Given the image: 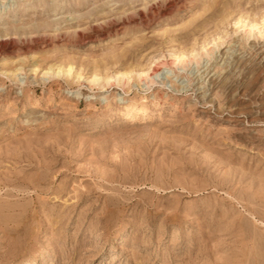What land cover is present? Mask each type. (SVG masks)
<instances>
[{
    "label": "rangeland",
    "instance_id": "374dc122",
    "mask_svg": "<svg viewBox=\"0 0 264 264\" xmlns=\"http://www.w3.org/2000/svg\"><path fill=\"white\" fill-rule=\"evenodd\" d=\"M263 25L264 0H0V264H264Z\"/></svg>",
    "mask_w": 264,
    "mask_h": 264
},
{
    "label": "bare ground",
    "instance_id": "6f19581e",
    "mask_svg": "<svg viewBox=\"0 0 264 264\" xmlns=\"http://www.w3.org/2000/svg\"><path fill=\"white\" fill-rule=\"evenodd\" d=\"M264 26V25H263ZM180 58L181 57H179V58H174V60H175V63L176 62H180ZM182 59V58H181ZM184 60V59H183ZM68 71H70V69H68ZM59 73V70L57 71V74ZM78 77H80V75L78 74L77 75V79H78ZM96 80V78L95 77H93L92 79H91V81L90 82H94ZM240 94V93H239ZM130 109V108H129Z\"/></svg>",
    "mask_w": 264,
    "mask_h": 264
}]
</instances>
